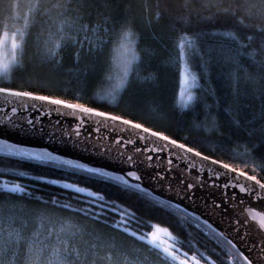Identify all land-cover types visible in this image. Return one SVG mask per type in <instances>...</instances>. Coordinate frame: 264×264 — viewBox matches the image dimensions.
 <instances>
[{"label":"trees","instance_id":"trees-1","mask_svg":"<svg viewBox=\"0 0 264 264\" xmlns=\"http://www.w3.org/2000/svg\"><path fill=\"white\" fill-rule=\"evenodd\" d=\"M36 3L0 0V41L8 37L0 44V87L139 123L264 182V0H94L86 7L40 0L39 14ZM13 33L20 45L14 55ZM102 41H111L104 55H88ZM0 181L27 190L0 205V214L23 216L26 234L67 232L80 264H115L108 254L118 251L139 264H180L132 237L134 222L128 233L109 227L119 216L107 208L99 215L101 196L143 217L152 231L167 227L169 243L193 249L201 264H248L205 221L122 181L4 152Z\"/></svg>","mask_w":264,"mask_h":264},{"label":"water","instance_id":"water-1","mask_svg":"<svg viewBox=\"0 0 264 264\" xmlns=\"http://www.w3.org/2000/svg\"><path fill=\"white\" fill-rule=\"evenodd\" d=\"M11 92L15 91L0 93V140L28 149L47 150L112 175L135 171L142 181H132L126 175L125 179L191 212L229 240L244 258L252 260V264H264V226H261L264 222V190L257 196L249 189L254 182L243 177L240 182L249 191H242L239 185L231 186L234 183L231 177L241 170L225 175L229 170L222 168L224 162L210 156L204 161L203 156L207 155L201 153V157H195L197 150L187 153L189 146L185 145V150H181L151 136V132H156L154 130L143 133L142 129L123 124L126 119L119 117L114 121L110 119L113 115L106 113L104 117L84 114L13 96L9 94ZM29 120L35 123L30 125ZM77 127L78 135L75 134ZM122 138L133 143L124 145ZM116 140L121 143H114ZM169 140L173 139L169 137ZM166 144L167 148L160 150ZM145 146L152 151H145ZM138 147L141 151L135 150ZM128 156L133 158L132 161L127 160ZM211 161L219 163L212 164ZM225 184L230 186L225 187Z\"/></svg>","mask_w":264,"mask_h":264},{"label":"snow or ice","instance_id":"snow-or-ice-1","mask_svg":"<svg viewBox=\"0 0 264 264\" xmlns=\"http://www.w3.org/2000/svg\"><path fill=\"white\" fill-rule=\"evenodd\" d=\"M75 3L81 4L83 6H87L94 2V0H74ZM35 10L39 14L40 11V0H37L35 5ZM31 11V10H30ZM115 25V21H114ZM69 29H71V25H69ZM115 30V27L110 28L106 35L111 36L112 32ZM17 33H13L11 37V51L13 55L17 48L20 47L16 42ZM5 40L0 41V44L8 43L7 33H5ZM71 41V37L68 38ZM80 46V50L84 51L82 42H77ZM101 43V46H90L87 50L88 55L96 56L98 59L104 55V48H107L110 45ZM60 47V45H56ZM261 72H264V66L261 67ZM127 75V71L125 72ZM7 88L0 87V93H7ZM10 95L17 97H26L32 100H38L47 102L51 105L63 106L66 109H71L74 111H78L84 114H94L96 116L104 117L106 114L104 112H93L92 108L85 107L82 104L78 103H68L62 99H52L46 95H33L32 92L28 91H15L9 93ZM191 99V97H189ZM12 111H16L15 108ZM111 120H119V117L112 116ZM28 123L34 124L33 120H29ZM80 123H83L81 121ZM123 124L131 125L135 129H142L143 133H149L150 129L143 127L139 123L133 124L130 120H123ZM75 134H79V127L75 129ZM151 136L158 137L163 141L169 142L171 145L177 146L181 150H185V144H177L176 140H169L168 136H162L159 132H151ZM124 145L129 143H133V141L127 140V138H122ZM114 143H121V140H116ZM167 144L162 146L160 150L167 148ZM136 151H141L138 147L135 149ZM145 151H152V149L145 146ZM0 152H4L7 154H11L14 156L21 157L27 161H37L40 163H50L57 167L61 165H70L76 169H84L88 173L96 174L102 177H110L114 181H123L125 185H128L130 188L140 189V184L138 183H130L128 179H125V175L131 178L132 181H142V177L137 175L135 171H129L125 175H112L108 171H104L100 168L96 167H86L83 163H76L72 159H65L59 155H54L47 150H35L28 149L26 147H21L16 144H10L4 140H0ZM187 153H193L194 149L191 147L186 148ZM195 157H201L200 151L194 152ZM152 159L151 156L148 157ZM132 157L128 156L127 160L132 161ZM204 161H208V156H203ZM172 163V160H169V164ZM212 164H218V161H211ZM222 168L225 170H229L225 172V175H229V173H237L236 168L230 167L229 164L225 163L222 165ZM21 176L24 173H20ZM246 178L247 181L254 182L253 185L249 186L251 192H254L257 196L261 194L260 190H264V182L257 179L255 175H248L247 172L240 171L237 175L232 176L231 179L234 183L231 186L239 185L242 191H249L246 189L244 184L241 183V178ZM162 179V177H158ZM218 178V177H217ZM43 179V178H41ZM50 183L55 184L56 181H50ZM229 184H225V187H229ZM66 187H71V185H66ZM189 188L192 187L191 184L188 185ZM26 188L18 183L14 182H5L0 181V205H3L6 202H11L13 200L23 199V195L26 193ZM77 193L83 192V188H78L76 190ZM250 192V194H251ZM100 200V214L104 215L105 208H107L111 212H115L119 216V220L114 221L113 225H108L109 227H114L115 230H120L125 233L129 231V225L133 222L136 225L137 231H132L130 235L135 237L138 241L145 242V246L151 245L153 249L157 250V254L159 252H163L166 257L171 258L172 260H179L180 264H201V260L197 258V255L194 253V250L189 248L188 251L182 252V247L177 246L178 241H173L171 244H167L165 241L160 239V234L164 233L165 235H171L167 232V229H163L160 227H156L155 231H152V225L148 223L141 216H137L135 213L130 212L127 208H122L118 204L110 203L105 200L103 196L99 198ZM67 207V205H65ZM93 217L99 218L97 213H92ZM106 224V221H105ZM26 220L23 216L17 215L15 213H11L7 217L3 214H0V264H15L17 259H19L20 264H31L35 254L36 264H40V258L42 257L46 264H80L82 258L81 252L77 250L75 247V242L70 241L71 237L68 236L67 232L64 234V238H61V235L55 232L53 229H49L47 235H42L39 228L36 231L32 232L30 235L25 233ZM264 226V222L262 225ZM143 229H148V231H144ZM137 232L140 234L137 235ZM11 252V261L9 260V254ZM189 252H193V255L189 256ZM47 254V255H46ZM109 258H111V253L108 254ZM183 256L184 259H180V256ZM135 259V258H134ZM245 260L248 261V264H252V260H249L248 257H245Z\"/></svg>","mask_w":264,"mask_h":264},{"label":"rangeland","instance_id":"rangeland-1","mask_svg":"<svg viewBox=\"0 0 264 264\" xmlns=\"http://www.w3.org/2000/svg\"><path fill=\"white\" fill-rule=\"evenodd\" d=\"M57 25H59V32H61V24H57ZM63 36V34L61 33V37ZM1 214H3L5 217H7V215H9V214H6L5 212L4 213H1ZM156 227H160V228H163V229H167L168 230V228L167 227H164V226H156ZM155 227V228H156ZM155 228L153 229V231H155ZM27 234H31V233H27ZM168 235H165L164 233H161L160 234V239L162 240V241H165L167 244H170L169 243V241H168ZM97 247V244L96 243H92L91 244V249H95ZM47 255V254H46ZM117 255V257L115 258V256ZM127 252L126 251H118L117 253H112L111 254V258L113 259V260H115L114 262H115V264H126V260L129 258V256L131 257V255L130 254H128V258H127ZM33 256H34V258H33V260L31 261V264H36V260H35V254H33ZM108 258H109V255H108ZM135 254H134V257L132 258H130V263L131 264H139V263H135ZM9 260L11 261V252H10V254H9ZM92 261H93V264H96V261H97V259H95V258H93L92 259ZM159 263V262H158ZM15 264H20V261H19V259H17V261H16V263ZM40 264H46V262L43 260V258L41 257L40 258ZM53 264H54V262H53ZM159 264H161V263H159Z\"/></svg>","mask_w":264,"mask_h":264}]
</instances>
